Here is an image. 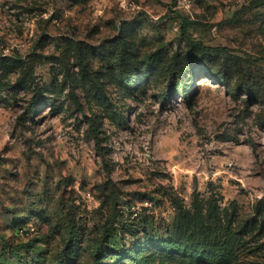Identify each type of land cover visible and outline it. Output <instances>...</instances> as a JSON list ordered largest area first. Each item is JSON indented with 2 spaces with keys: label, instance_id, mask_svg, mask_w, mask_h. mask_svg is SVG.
<instances>
[{
  "label": "rangeland",
  "instance_id": "1",
  "mask_svg": "<svg viewBox=\"0 0 264 264\" xmlns=\"http://www.w3.org/2000/svg\"><path fill=\"white\" fill-rule=\"evenodd\" d=\"M158 242L264 264V0H0V264Z\"/></svg>",
  "mask_w": 264,
  "mask_h": 264
},
{
  "label": "trees",
  "instance_id": "2",
  "mask_svg": "<svg viewBox=\"0 0 264 264\" xmlns=\"http://www.w3.org/2000/svg\"><path fill=\"white\" fill-rule=\"evenodd\" d=\"M190 46L197 48L200 50V54L202 56H208L211 54H215L220 52L222 49L219 48H211V47H205L200 43L197 42H190ZM223 80V85L228 86L226 81ZM94 127V126H93ZM95 131V128H94ZM154 246H157L158 248L162 250H166L171 253L175 254H181V255H188V256H195L197 260H199L202 263H212L217 262L216 264H221L219 260L215 261V258L209 255L208 253L204 252H195L193 249L186 248L182 244L176 243V242H158ZM93 253H92V264H100L101 261L105 258V255L107 251L109 250V245H104L103 243H98L92 247Z\"/></svg>",
  "mask_w": 264,
  "mask_h": 264
}]
</instances>
